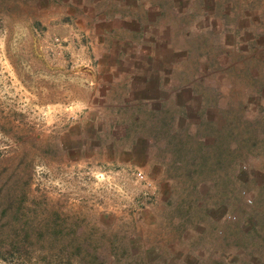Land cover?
<instances>
[{
    "label": "crops",
    "instance_id": "crops-1",
    "mask_svg": "<svg viewBox=\"0 0 264 264\" xmlns=\"http://www.w3.org/2000/svg\"><path fill=\"white\" fill-rule=\"evenodd\" d=\"M43 1L40 14L56 45L82 64L91 95L99 92L87 107L124 114L108 124L112 132L123 130L113 133L116 139L127 140L116 157L130 160L155 184L158 207L192 208L198 201L192 227L145 247L153 256L148 264H239L236 248L249 264L236 234L249 242L257 234L254 255L262 262L264 169L249 190L262 199L253 207L243 201L247 211L238 221L225 212L235 208L241 183L249 187L251 176L236 169L234 147L250 142L252 116L264 129V0ZM206 128L211 146H227L225 157L213 154L225 165L215 174L193 165L201 156L180 147L189 143L186 133ZM210 192L219 195L206 201Z\"/></svg>",
    "mask_w": 264,
    "mask_h": 264
},
{
    "label": "rangeland",
    "instance_id": "rangeland-1",
    "mask_svg": "<svg viewBox=\"0 0 264 264\" xmlns=\"http://www.w3.org/2000/svg\"><path fill=\"white\" fill-rule=\"evenodd\" d=\"M43 2L0 0V264H148L153 256L145 247L192 227L198 201L192 208L158 207L155 184L130 160L116 157L127 140L116 139L113 133L123 130L112 132L108 124L124 114L87 107L99 92L91 95L82 64L56 45L40 14ZM258 118L251 117L250 142L234 147L236 169L251 176L249 187L241 183L235 208L225 212L232 221L247 211L242 204L253 207L262 199L250 192L264 169ZM185 136L190 144L182 151L201 156L193 165L209 174L225 166L213 154L225 157L227 146L209 144L210 128ZM202 137L207 142L196 144ZM218 195L210 192L206 201ZM257 240V234L250 242L236 234L249 264H264L254 255ZM241 250L235 258L244 264Z\"/></svg>",
    "mask_w": 264,
    "mask_h": 264
}]
</instances>
